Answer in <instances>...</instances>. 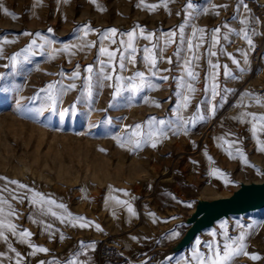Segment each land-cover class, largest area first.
Wrapping results in <instances>:
<instances>
[{
  "label": "rangeland",
  "instance_id": "rangeland-1",
  "mask_svg": "<svg viewBox=\"0 0 264 264\" xmlns=\"http://www.w3.org/2000/svg\"><path fill=\"white\" fill-rule=\"evenodd\" d=\"M259 1L0 0V207L17 233H32L21 243L5 229L0 264H85L100 244L136 260L197 264L194 254L211 255L209 244L238 247L242 235L246 254L230 264H264V205L219 217L171 252L197 201L263 178L264 109L248 92L264 84V48L254 60L264 43ZM190 40L200 46L189 51ZM137 124L145 142L134 149ZM29 243L48 251L33 255Z\"/></svg>",
  "mask_w": 264,
  "mask_h": 264
},
{
  "label": "snow or ice",
  "instance_id": "snow-or-ice-1",
  "mask_svg": "<svg viewBox=\"0 0 264 264\" xmlns=\"http://www.w3.org/2000/svg\"><path fill=\"white\" fill-rule=\"evenodd\" d=\"M94 2V0H93ZM141 2L143 3V0H141ZM164 6L166 7L167 6V0H162ZM158 5H146V7H148L150 10H155V8L157 7ZM188 7L189 8H192L193 5L191 3L188 4ZM242 23H244L242 21ZM143 31V30H141ZM181 31V34L183 33V28L180 29ZM199 31L201 33H203V29H197V30H194L192 35L193 37L196 36V32ZM216 33H218L220 31L219 28L215 29L214 30ZM109 32L112 34V35H115L117 30L116 29H110ZM128 37H129V43L127 45L128 48H131V51L133 53H135L136 49L132 46V40L135 38V33L134 32H129L128 34ZM172 35H175L174 33ZM104 38H108L107 36H105ZM146 39H150L151 38V34L147 37H145ZM245 38H247V33H245ZM201 40H203V36L200 37ZM213 41L215 42L216 41V37L213 36ZM33 43H35V41H33ZM113 43H115V41H113ZM124 42L121 41V44H123ZM248 43L251 44L252 41L249 39L248 40ZM200 45L197 44V45H193L192 41L190 40L188 42V49L189 51H192V49L194 47H199ZM145 53H150V50L148 48H145L144 49ZM100 53L103 54V55H106L108 58H109V61H112L115 57H116V52L115 51H109L108 49L106 48H101L100 49ZM211 55L215 56L216 53L215 52H212ZM193 58H197V57H193ZM14 59V58H13ZM121 61H123L124 57L121 56L120 57ZM146 60H150V65L152 68H155L156 67V58L154 56H146L145 57ZM171 62V61H169ZM103 63V62H101ZM190 64H191V61H186V65H188V68H187V75L189 77H191L192 79H195V73L191 70V67H190ZM121 68L124 67L123 63H121ZM214 68L216 67H219L218 65H213ZM88 71L91 72L92 71V68L89 67L88 68ZM101 71H103V69H101ZM78 75V73H74V76ZM137 76L143 78L144 74L143 73H137ZM112 77L111 76H105V79H111ZM164 79H167V77H164ZM54 85L52 84H49L48 85V88H53ZM70 87H75V85H71ZM181 87H184V84L182 83L181 84ZM187 90L189 93H192L195 91L193 85L191 83L187 84ZM216 92H215V85H213V96H215ZM89 95H91V92H89ZM188 101H189V97L188 96H185L184 97V107L186 108L188 106ZM253 119H256L255 116H253ZM259 121H260V126L261 128H264V116H261L259 117ZM155 122V118H152L151 120H149L147 123L149 125H152L153 123ZM159 123L161 125H163L165 122L164 121H159ZM141 125L140 124H137L135 126V130L133 131L132 133V136L129 137L128 139V143L130 144H133L134 145V149H138L140 147H142V144L145 142V141H142L139 139V137L142 135L140 129H141ZM256 125L254 124L253 125V132L255 133L256 132ZM157 135H165V133L163 132V130L161 129L158 133H153L152 131H149L147 136H148V140H152L154 136H157ZM133 137H136L137 139H133ZM121 146L123 147V144H121ZM157 145L155 142L151 143V147L155 148ZM261 150H264V148H262ZM0 179H6V178H3V177H0ZM11 184H18L17 181L13 180V181H10ZM19 187L21 188H24L26 187L25 185L23 184H19ZM7 190V186H5L4 189H0V192H3V191H6ZM34 196L36 197H40V194L39 193H35ZM13 199H17V197H13ZM34 204L39 202V203H43L44 200H43V197H41L40 201H36L35 199L32 201ZM48 204H53L55 203L54 201H51V200H48L47 201ZM0 204H7V201L6 200H0ZM9 207V212L7 213V216H12L14 215V210L11 209V205H8ZM58 207L60 208H63L64 206L63 205H58ZM129 211H132L131 207H129ZM53 216L56 215L55 212H52L51 213ZM76 219H80L82 220L83 218L80 217V218H76ZM35 222V221H34ZM63 222V220H62ZM81 228L83 227H86L88 226L87 222L86 223H81L79 225ZM48 227H51V225H48ZM96 228L97 230H99V225H96ZM7 230L9 233H11L13 236H16L17 234L21 237V243H28V238L31 237L32 233L28 232L27 230H23V231H20L19 233H17V225H15L14 223H11L10 221H8L6 219V217L4 216V209L3 207H0V238H3L5 241H7L8 237L5 236V232L4 230ZM244 237L243 235L239 238V240L241 241V243L239 244L238 247H233V245L231 244H226L224 245V248L223 250H221L219 247H216L215 249H213V246L211 244H209V249L210 251L212 252L211 255H208L207 257H205L203 254H194V259L197 261V264H230L231 260L235 257V256H238L240 254H246L243 252V249H244V245L242 243ZM199 243V242H197ZM29 247H32L34 249L33 251V255H35L36 252H47L48 250L46 248H43V247H40V246H37V245H33V244H30L29 243ZM13 252H15V249H12ZM17 256H19L20 254L19 253H16ZM253 260L255 259H258L257 256H252L251 257ZM17 264H19V261H17ZM43 264V262H42ZM70 264H75V262H70Z\"/></svg>",
  "mask_w": 264,
  "mask_h": 264
},
{
  "label": "water",
  "instance_id": "water-1",
  "mask_svg": "<svg viewBox=\"0 0 264 264\" xmlns=\"http://www.w3.org/2000/svg\"><path fill=\"white\" fill-rule=\"evenodd\" d=\"M262 205H264V175L262 180L258 183H242L229 197L218 198L211 201H197L194 211L191 214V221L193 220V223L190 227H187L182 236L175 241L171 252H174L173 250H176L182 242L183 244L188 243L195 231H198L205 225H212L213 221L219 217L231 213H242ZM181 222H183L182 219L175 223L179 224Z\"/></svg>",
  "mask_w": 264,
  "mask_h": 264
},
{
  "label": "built area",
  "instance_id": "built-area-1",
  "mask_svg": "<svg viewBox=\"0 0 264 264\" xmlns=\"http://www.w3.org/2000/svg\"><path fill=\"white\" fill-rule=\"evenodd\" d=\"M259 14L264 24V0L257 3ZM259 48V51H258ZM263 52L262 44L254 48V60L260 59ZM250 103L264 109V84L248 88ZM95 264H156L147 259L136 260L124 254L119 248L106 244H100L96 248Z\"/></svg>",
  "mask_w": 264,
  "mask_h": 264
},
{
  "label": "bare ground",
  "instance_id": "bare-ground-1",
  "mask_svg": "<svg viewBox=\"0 0 264 264\" xmlns=\"http://www.w3.org/2000/svg\"><path fill=\"white\" fill-rule=\"evenodd\" d=\"M263 40V39H262ZM262 48H264V43H263V45H262ZM258 51H259V49H258ZM259 60V59H258ZM258 60H256V61H258ZM260 60H262V58L260 57ZM262 180V179H261ZM260 180V181H261ZM259 181H250V182H244L243 184H255V183H258ZM239 187V186H238ZM237 187V188H238ZM230 196V195H229ZM229 196H217L216 197V199H218V198H223V197H229ZM241 211V210H240Z\"/></svg>",
  "mask_w": 264,
  "mask_h": 264
},
{
  "label": "crops",
  "instance_id": "crops-1",
  "mask_svg": "<svg viewBox=\"0 0 264 264\" xmlns=\"http://www.w3.org/2000/svg\"><path fill=\"white\" fill-rule=\"evenodd\" d=\"M184 233V232H183ZM182 233V234H183ZM182 236V235H181ZM181 236H179V238L181 237ZM178 238V237H177ZM84 264V263H83ZM85 264H95V257L90 261V262H87V263H85Z\"/></svg>",
  "mask_w": 264,
  "mask_h": 264
}]
</instances>
